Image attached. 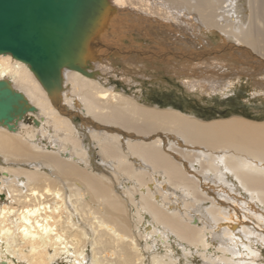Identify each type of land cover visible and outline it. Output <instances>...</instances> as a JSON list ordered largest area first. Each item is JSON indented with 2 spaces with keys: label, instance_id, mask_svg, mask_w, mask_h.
I'll return each instance as SVG.
<instances>
[{
  "label": "bare ground",
  "instance_id": "bare-ground-1",
  "mask_svg": "<svg viewBox=\"0 0 264 264\" xmlns=\"http://www.w3.org/2000/svg\"><path fill=\"white\" fill-rule=\"evenodd\" d=\"M108 4L103 49L84 74L62 68L52 95L0 54L28 118L0 123V264H264V119L148 105L124 90L133 77L112 83L108 56L175 69L188 92L224 95L246 77L264 99V0ZM213 30L215 45L202 38Z\"/></svg>",
  "mask_w": 264,
  "mask_h": 264
},
{
  "label": "water",
  "instance_id": "water-1",
  "mask_svg": "<svg viewBox=\"0 0 264 264\" xmlns=\"http://www.w3.org/2000/svg\"><path fill=\"white\" fill-rule=\"evenodd\" d=\"M108 11V0H0V54L27 64L52 95L60 87L62 68L85 73ZM26 105L20 92L0 80V123L13 129L18 119L27 120Z\"/></svg>",
  "mask_w": 264,
  "mask_h": 264
},
{
  "label": "rangeland",
  "instance_id": "rangeland-1",
  "mask_svg": "<svg viewBox=\"0 0 264 264\" xmlns=\"http://www.w3.org/2000/svg\"><path fill=\"white\" fill-rule=\"evenodd\" d=\"M208 35L204 34L202 38L206 39L209 44L215 45L216 41H218L217 43L222 41V33L219 30H213ZM127 38L128 36L124 38L126 43H128ZM133 40L144 45L149 44V41L144 38L135 37ZM108 54L117 74L112 79V83L118 84V89L123 88L121 86L126 84L125 81L127 80L124 74L133 77L134 82L131 84L133 88L131 89V87L124 85V90L128 94L133 91L148 105L160 108H173L203 120L229 117L236 114L249 119H254V117L258 116L264 119V99L251 98L249 96L251 92V87L249 88L250 80H247L246 77H241L238 82H235V86L224 95L205 91L201 93H198V91L188 92L182 84V82L188 81V79H185L187 77H176L174 75L175 69L164 67L163 64L155 62H152V64L143 62L141 67L137 68V66H131L133 56H129L131 58L126 57L123 61L126 62L128 60L130 62L129 65L122 62L123 57L120 56L119 51H112ZM248 96L250 101H248Z\"/></svg>",
  "mask_w": 264,
  "mask_h": 264
}]
</instances>
